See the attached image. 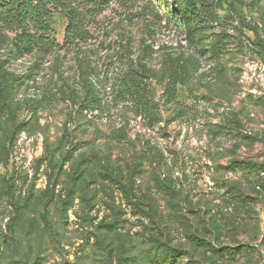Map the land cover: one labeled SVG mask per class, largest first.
I'll return each instance as SVG.
<instances>
[{
	"label": "rangeland",
	"instance_id": "obj_1",
	"mask_svg": "<svg viewBox=\"0 0 264 264\" xmlns=\"http://www.w3.org/2000/svg\"><path fill=\"white\" fill-rule=\"evenodd\" d=\"M216 3L190 40L181 0H109L69 48L55 13L61 48L39 58L0 25V75L19 82L1 126L0 264H156L163 246L176 264H264V0ZM167 55L196 58L188 81L168 79ZM135 77L149 116L123 100Z\"/></svg>",
	"mask_w": 264,
	"mask_h": 264
},
{
	"label": "trees",
	"instance_id": "obj_2",
	"mask_svg": "<svg viewBox=\"0 0 264 264\" xmlns=\"http://www.w3.org/2000/svg\"><path fill=\"white\" fill-rule=\"evenodd\" d=\"M109 0H0V25L5 29L15 31L13 44L20 54L33 53L38 58L45 56L56 48L79 47L92 37V28L97 24V12L102 10ZM216 0H181L177 8L188 39H194L196 33L209 29V15L215 13ZM58 13L65 19L63 44L56 43L53 36V15ZM152 17L159 18L158 13H150ZM177 20V19H176ZM153 28L148 29L152 31ZM257 45L264 50V43L256 35ZM146 45L145 48H148ZM215 50V47L212 48ZM163 66L168 79L174 83L188 81L196 71V58L193 55H167ZM137 72V71H136ZM154 75V74H153ZM131 85L124 81L123 100L132 101L137 111L142 115L151 114L152 102L149 94L141 90L140 79L131 78ZM17 77L10 78L8 74L0 75V163L7 164L10 147L4 144L1 136V126L6 116L9 103L13 100L18 88ZM170 89L167 91L169 92ZM85 108H96L99 100L89 90L86 91ZM7 181L8 187L13 188L15 183ZM13 198V192H12ZM16 211L11 222H15L19 214V205L11 203ZM10 222V223H11ZM161 256L154 257L156 264H176L181 254L178 250L163 246L160 248ZM159 255V254H158ZM187 264H198L190 261Z\"/></svg>",
	"mask_w": 264,
	"mask_h": 264
}]
</instances>
